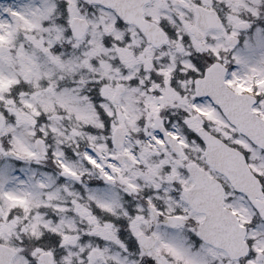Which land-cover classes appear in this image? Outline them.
<instances>
[{
  "label": "snow or ice",
  "instance_id": "1",
  "mask_svg": "<svg viewBox=\"0 0 264 264\" xmlns=\"http://www.w3.org/2000/svg\"><path fill=\"white\" fill-rule=\"evenodd\" d=\"M0 264H264V0H0Z\"/></svg>",
  "mask_w": 264,
  "mask_h": 264
}]
</instances>
